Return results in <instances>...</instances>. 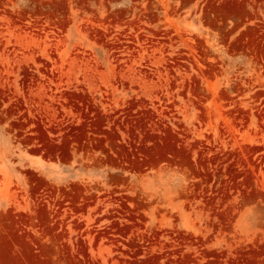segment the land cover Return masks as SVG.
<instances>
[{
    "label": "rangeland",
    "instance_id": "obj_1",
    "mask_svg": "<svg viewBox=\"0 0 264 264\" xmlns=\"http://www.w3.org/2000/svg\"><path fill=\"white\" fill-rule=\"evenodd\" d=\"M0 264H264V0H0Z\"/></svg>",
    "mask_w": 264,
    "mask_h": 264
}]
</instances>
